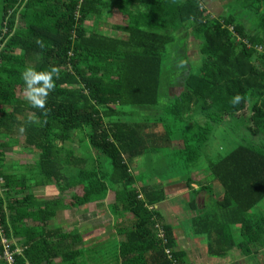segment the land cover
Instances as JSON below:
<instances>
[{
    "label": "trees",
    "instance_id": "obj_1",
    "mask_svg": "<svg viewBox=\"0 0 264 264\" xmlns=\"http://www.w3.org/2000/svg\"><path fill=\"white\" fill-rule=\"evenodd\" d=\"M17 1L0 0V35L6 30L0 52V225L6 238L25 247L16 264L180 263L172 229L155 209L163 188L138 183L131 162L149 146L172 142L182 164L194 169L213 128L223 124L246 128L248 137L202 162L213 182L210 191L221 196L192 218L191 229L208 238L213 255L234 250L260 264L264 212L252 209L264 200V0H219L225 4L217 16L207 0H26L20 10ZM109 5L125 18L111 28L118 36L91 24ZM227 7L231 12L225 13ZM9 12H18L19 28L13 30L12 21L4 25ZM187 31L197 44L195 68L181 42ZM173 52L182 56L174 63L181 70L174 93L169 97L164 90L165 100L160 87L169 79L163 69ZM27 69L53 74L43 108L26 99ZM236 95L241 100L233 105ZM191 114L204 119L198 132L185 128L178 134L177 122ZM136 118L139 123H133ZM74 136L78 147L108 159L110 171L66 147ZM19 138L24 149L37 154L33 173L42 179L6 172L5 151ZM52 184L60 192L79 187L82 195L71 198L75 206L113 194L108 212L113 218L131 215L129 226L118 219L114 235L91 249H82L78 232L47 230L53 203L13 196ZM27 220L40 225L27 226ZM159 228L163 239L155 235ZM107 246L108 259L101 252Z\"/></svg>",
    "mask_w": 264,
    "mask_h": 264
},
{
    "label": "rangeland",
    "instance_id": "obj_2",
    "mask_svg": "<svg viewBox=\"0 0 264 264\" xmlns=\"http://www.w3.org/2000/svg\"><path fill=\"white\" fill-rule=\"evenodd\" d=\"M222 1L209 0V2L213 4L209 6L211 7L209 8V10L213 15H215L216 13L223 12L224 10L223 5L225 4V2ZM208 12L209 11L206 10L204 14L207 15L206 13ZM229 12H231V10L227 7L225 13H229ZM98 16H99L98 21H93V23H91L95 30L100 31L106 35H115V34L117 36L119 35V33L116 32L114 33L111 28L114 26H118L119 24L123 25L125 18L120 14V12L117 10L115 6L109 5L108 7H101ZM181 42L184 43L187 46V49L189 50L190 61L193 63L191 68H195L196 67L195 65H197L196 60L198 58L197 44L193 41L192 35L190 34L189 31L186 32V36L183 37ZM166 58L167 59L169 58L168 59L169 62H167V64L164 66L163 72L165 77H167L166 73L168 74L169 79H163V83L160 87L162 99L163 98L165 99V95H166L164 94V90L165 91L169 90V92L167 93L169 97L171 93L172 94L174 93V89H172V86L177 82L178 77L176 78V76L178 75V71L181 70L176 68L175 67L176 64L174 65V63L180 61L182 56L176 54V52H173L172 56L166 55ZM184 65H186V63H184ZM179 90L177 91L179 92ZM243 114L246 115V112L244 111ZM191 116H193V114H191ZM145 117H143L142 119H144ZM192 118L188 121L186 119H182L177 122L178 123L177 125L181 128L178 134H180L181 131H183L185 128H189L188 131L191 132L194 131L195 133L198 132V130L195 129L197 128L198 124H202L204 122V119L201 116H193ZM138 120H141V118H136L134 121H138ZM225 120H227L226 123L229 122L228 121L229 118L228 119L225 118ZM133 123H139V121ZM233 126L234 124L233 125L223 124L221 127L213 128L212 130L213 136L212 137L210 136L209 142L204 148V153L197 161L194 169H189L190 167L188 166L186 168L185 165L182 164V156L176 154L177 151L174 149L175 144L172 142L171 143L168 142L167 145H161L158 147L149 146L147 152L144 155H142L139 158L133 159V161L131 162V170L133 174L137 176L136 178L138 180V183H140L141 185L146 182L149 183V181L151 180L154 181L155 179L178 180L181 178H188L191 173L202 171L201 168L204 165L202 162L206 158H216L219 155L227 153L236 145V143H238L241 139H244L246 137L245 135L248 134L246 128L243 129V127L240 126L238 129H236V128H232ZM247 137L245 139H247ZM249 138L250 140L252 139L251 137ZM252 140L254 142L259 141L257 139H252ZM66 147L72 149L76 156H83L88 158V160L91 162V165L98 164L100 166V169H103L105 171H110L111 166L108 159H106L104 156L100 154H97L95 151L87 150L85 146L78 147L77 136L73 137L72 142L68 141ZM36 159H37V154L24 149L23 140L19 138V142L17 144L12 143L9 149L5 151L4 165L6 167V172L21 177H26L29 176L30 174H34L33 165ZM85 168L89 169L91 167L85 166ZM203 170L206 171L205 168H203ZM33 177L34 178L38 177L42 179L40 176L37 175V173L34 174ZM207 177L210 180H212L210 176ZM50 186H51L50 188L51 190L43 189V191L41 192L39 190H37L38 192L33 190L34 192L33 194L36 195L37 197L36 200L38 199L37 201L44 202V200H49V199L54 200L56 198H60L66 203L69 202L71 197L70 195H72L71 193L68 194L61 193L55 184H52ZM27 192L29 194H32L31 190H28ZM13 197L22 198L23 195L21 194ZM112 198L113 195L110 194L106 199H108V201L111 202ZM95 206H96L95 210L89 215L92 217V219H90L89 226L95 225L94 223L95 220L93 219L95 216H102L106 212L104 202H100L99 205H95ZM70 210H71V214L70 213L66 214L65 219L64 217L62 218L61 216L62 214L60 213L57 217H55V219L53 220L54 222L51 221L49 222V226L48 224L46 226L48 227L57 226L58 228H60L61 231L66 230L65 232H70V231L78 232L80 230L82 232L83 224H85L86 221V219H84L85 217L83 216V213L79 212L78 209L74 210L73 208H71ZM256 210L260 212H264V200L256 207ZM100 223L104 224V226L106 227V233H108L109 232L108 226L110 225L108 219L106 221L103 219L101 220ZM25 224L28 226L29 222H25ZM95 229H97V227H95ZM92 231L94 232L92 236L97 234L96 233L97 230H92ZM108 251H109L108 246L101 251L102 255L106 259L110 257V255L107 254ZM234 253H236V255ZM234 253L233 254L235 255L236 258V261L234 260V264H245V263L254 264L251 261H249V259L245 260V258L239 257L237 252L234 251ZM256 259L260 264H264V256H262L261 254L256 255ZM58 260L59 259H56L54 262H58Z\"/></svg>",
    "mask_w": 264,
    "mask_h": 264
},
{
    "label": "crops",
    "instance_id": "obj_3",
    "mask_svg": "<svg viewBox=\"0 0 264 264\" xmlns=\"http://www.w3.org/2000/svg\"><path fill=\"white\" fill-rule=\"evenodd\" d=\"M207 0L206 6H210V2ZM18 3V1H17ZM19 4V3H18ZM23 8V7H22ZM19 19L17 22V27L19 28ZM15 28V29H16ZM209 174L207 171H198L193 172L190 174L188 178H181L178 180H170L165 179L161 182L158 180L149 181L148 186L150 187H157L159 186V183L161 184L163 191H164V199L161 203L157 204L155 206V209H157L158 213L161 216L162 223L165 225H168L172 229L173 237L175 240V247L174 252L178 254V260L180 263L177 262V264H234V260L236 261L234 250L228 253V255H225L223 257H217L210 253L209 247H208V241L206 236H196L192 232V218H194L199 212L205 210L206 208H209L212 206L213 201L221 196L220 193H216L213 190L210 191V186L213 184V182L210 183V181L207 179ZM50 185H39V186H32L30 189L32 191V194H29L27 191L23 193L22 195H32L34 197L35 203H39V201L36 200V195H34L33 190L40 192L44 190H51ZM47 193V192H45ZM61 193H71L70 200L68 203L64 202L60 198H56L54 200H44L46 201H52L53 205L55 206L53 209L55 210L54 216L52 219H50L47 224L49 226V222L53 221L55 217H57L60 213L62 214V218L65 215L70 213L71 214V208L74 210L78 209L79 212L83 213V216L86 219L85 224H83V231L79 232V234L82 237L83 243H82V249H91L95 246H101V243H105L106 239L110 236L114 235L115 229L120 227V220L124 221L123 224L126 226H129L126 224L127 222H130L131 215L121 212L118 214L116 218H113L109 212L108 207L110 206V203L108 199H106L111 193L107 194V197L104 200L95 201L87 203L86 205L82 206H75L72 204V196L75 194L77 196L82 195V191L79 187H77L73 191H67V192H61ZM113 195V194H112ZM113 200V198H112ZM100 202H104L106 212L102 216H95L93 219L95 220L94 226H89L90 219H92L90 213H92L96 206L99 205ZM90 209V210H89ZM86 211V212H85ZM256 208L252 209V212H256ZM107 220L109 222V232L106 233V227L104 224L100 223L101 220ZM63 221V219H62ZM29 222L28 226L32 225H40L38 223H33L32 221H25ZM54 222V221H53ZM52 222V223H53ZM100 223V224H99ZM46 224V225H47ZM52 225V224H51ZM46 226V229H56L55 227H48ZM97 227V229H95ZM92 230H97V234L93 235ZM66 230H63L65 232ZM72 232V231H70ZM159 232H162V229H158L155 235L157 236ZM12 240V239H11ZM17 246L21 245L18 241L12 240ZM235 255H234V254ZM95 255H90V259H93ZM247 260V259H245ZM250 261V260H249ZM98 262L101 263L100 259H98ZM248 264V263H245Z\"/></svg>",
    "mask_w": 264,
    "mask_h": 264
},
{
    "label": "clouds",
    "instance_id": "obj_4",
    "mask_svg": "<svg viewBox=\"0 0 264 264\" xmlns=\"http://www.w3.org/2000/svg\"><path fill=\"white\" fill-rule=\"evenodd\" d=\"M52 75V73H37L32 69H27L22 74L25 83V96L31 105L39 108L44 107L45 97L53 87ZM240 100L241 97L236 95L233 97L231 103L235 105Z\"/></svg>",
    "mask_w": 264,
    "mask_h": 264
},
{
    "label": "built area",
    "instance_id": "obj_5",
    "mask_svg": "<svg viewBox=\"0 0 264 264\" xmlns=\"http://www.w3.org/2000/svg\"><path fill=\"white\" fill-rule=\"evenodd\" d=\"M25 2L26 0H18V3L21 4L19 7V10ZM17 13L9 12L4 20V25L8 21H12L14 23V27H13V30H14L17 27V22H18ZM5 33H6V30L5 28H3L1 35H0V52L4 48L5 40L2 38V35H4ZM157 236L158 238L163 239L162 232H159ZM0 247H1L0 261L3 264H16L15 257L20 256L23 250L25 249V247L17 246L12 240L6 238L4 236L1 225H0ZM165 253H168V252L165 251Z\"/></svg>",
    "mask_w": 264,
    "mask_h": 264
}]
</instances>
